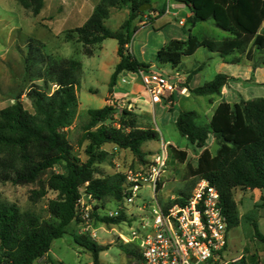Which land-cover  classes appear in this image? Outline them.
<instances>
[{"label":"trees","instance_id":"trees-1","mask_svg":"<svg viewBox=\"0 0 264 264\" xmlns=\"http://www.w3.org/2000/svg\"><path fill=\"white\" fill-rule=\"evenodd\" d=\"M25 10L37 17L44 0H16ZM189 8L193 16L186 20L184 28L190 26L187 40H172L155 55L159 68L169 66L173 71L183 68L184 59L192 57L199 49L217 53L226 59L242 53L251 44L252 48L264 53V36H257V19L254 0H173ZM151 4L150 0H102L93 15L82 28L75 31L78 41L86 49L101 45L107 39L118 41L117 55L120 59L111 77L109 92L117 85L119 77L125 73H151L152 66L139 62L129 50L130 30L144 12L141 8ZM128 9L127 20L121 28L113 32L105 25L111 10ZM161 17L166 9H151ZM214 21L215 25L229 36L222 42L199 40L192 29L198 24ZM139 27L134 28L136 33ZM71 38V37H70ZM251 51V49H250ZM92 57L94 52L87 51ZM256 67H254L255 70ZM25 77L30 83L42 81L45 89L36 86L28 93L34 114L29 113L21 102L0 111V146L17 150L15 156L9 154L0 158L2 178L16 184L36 183L43 175L50 173L48 189L57 193V198L47 206L48 218L36 212L23 211L0 197V264H34L49 254L55 240L67 235V229L74 222H80V205L86 196L89 200L101 202L105 211L106 200L112 199L116 207L123 204L126 176L115 174L96 178V166L108 161L109 153L104 146L111 144L120 150L130 151L142 163L146 154L142 150L145 143L160 140V135L151 127L142 126L140 115L123 110L120 119L114 124L116 110L112 106L88 111L89 121L84 127L88 145L85 149L87 161L83 162L74 154L67 131L77 116L80 87V62L60 59L46 54L44 46L37 42L29 43L24 61ZM197 71L188 74L187 83ZM235 78L218 74L203 86L191 89L195 96H220L222 89ZM57 86L50 95L46 91ZM173 99V96L171 97ZM199 115L192 111H181L175 125L182 137L202 153L193 176V181L179 198L169 203L184 204L200 180H208L217 188L221 196L223 214L228 230L238 227L241 222L236 191H264V99L241 100L234 105L223 102L215 110L208 125L198 123ZM113 122V123H111ZM213 138L219 147L216 156L208 149V141ZM169 157L185 161L187 153L169 147ZM63 166L64 173L54 172L56 166ZM160 188L158 183L157 191ZM262 209H264V204ZM95 208L90 214L98 217ZM255 211L247 217L254 229L255 237L264 243ZM105 225L117 226L130 221L125 210L118 217H99ZM74 243L92 255L93 263L100 264L99 256L106 251L92 239L76 236ZM123 251L134 262L140 258L135 247L121 244ZM234 264L247 263L244 257Z\"/></svg>","mask_w":264,"mask_h":264},{"label":"rangeland","instance_id":"rangeland-1","mask_svg":"<svg viewBox=\"0 0 264 264\" xmlns=\"http://www.w3.org/2000/svg\"><path fill=\"white\" fill-rule=\"evenodd\" d=\"M102 0H44L43 8L37 17L31 11L25 10L16 0H0V111L15 104L21 96L24 108L34 114L28 93L36 86L45 89L42 81L30 83L26 80L24 61L28 54L29 43L37 41L44 46L46 54L53 55L60 59H69L80 62L82 70L80 72V87L77 92L79 107L73 126L68 129L67 134L74 148V154L81 161H87L85 149L88 145L84 127L89 121L88 111L91 109H103L112 106L116 112L114 124L120 119L123 110L132 111L145 120L141 121L142 126L151 127L160 135V140L145 143L142 150L146 154V163L142 164L130 151L120 150L114 145L104 146V150L109 153L108 161L97 165L96 178L101 176H113L130 172H139L146 169L153 161V157L159 152L163 144H168L177 151L187 153L185 161L170 156L166 173L162 176L157 191V201L161 207L179 198L182 191L196 181L193 176L198 166V160L202 153L195 149L189 141L182 137L176 125L175 118L181 111H192L199 115L198 123L208 125L211 121L212 112L209 111V100L206 97L187 96L180 94L182 88L186 87L187 80L181 82L176 80L178 91L176 101L164 99L162 103L153 106L150 103L149 94L143 84L142 76L125 72L113 88V93L109 92L111 77L120 59L117 55L118 41L107 39L101 45L92 46L86 49L78 41L75 31L82 28L93 15L95 8ZM257 36H264V0H254ZM152 5L159 8H167L174 3L173 0H150ZM157 8V7H156ZM128 9L111 10L110 17L105 21V25L113 32L118 31L127 20ZM156 12L147 10L134 22L130 30L131 43L130 52L141 63L151 65L152 72L175 76L172 68L165 66L159 68L155 61L158 48L161 42L173 35L182 34L187 36L190 26L182 28L179 21L183 15L177 17H165L159 22ZM145 25L142 26V24ZM166 25L163 31L157 28ZM139 27L135 33L134 28ZM184 33V34H183ZM193 35L199 40H211L217 43L222 42L224 37L229 35L219 29L214 21L200 23L192 29ZM71 37V38H70ZM251 49V51H250ZM92 50V57L87 55V51ZM220 57L216 53L202 48L189 58L184 59V70H195L201 68L198 77L194 79V86L201 87L210 82L218 74H231L237 71L236 65L242 62H249L253 69H259L255 79L259 84H246L244 89L249 93L248 101L259 98L264 99V53L248 45L242 53H237L228 58L227 62H232V66L220 69ZM242 67V66H241ZM254 79V80H255ZM56 90L55 86L47 89L48 94ZM239 102L244 100L241 95L234 96ZM246 101V100H245ZM238 102V103H239ZM236 104L235 102L232 105ZM163 108V110H162ZM174 108V110H173ZM113 123V122H111ZM208 149L213 156L219 150L215 140L211 137L208 141ZM170 151V148H169ZM17 150L8 146H0V158L3 159L9 154L15 156ZM56 173H64L63 166H56L53 170ZM50 173L43 175L33 184H16L14 181H6L2 178L0 170V197L2 200L15 204L23 211L36 212L43 218H48L47 206L51 200L57 198V193L48 189V178ZM85 198V196H84ZM235 200L238 203L241 222L238 227L229 229L227 232V250L220 264L238 263L243 257L247 263L264 264V243L255 237L251 221L247 219L252 211H255L253 218L257 221L261 233L264 235V191L242 190L236 191ZM155 205L153 190L145 185L139 192V196L133 206H125V212L133 227L138 228L137 218L141 215L150 221L152 207ZM102 203L87 200L80 205V222H74L67 229V235L55 240L48 255L37 260L34 264H94L92 255L74 243V237L81 236L92 239L98 245L105 247L106 251L99 256L100 264H133L129 257L120 249L123 241L120 234L132 237L129 225L121 223L117 226L104 225L99 217L104 216L101 209ZM99 208L95 214H90V220L84 221L83 216L90 209V213ZM106 210L116 209V204L112 199L106 200ZM97 234L94 239L93 235Z\"/></svg>","mask_w":264,"mask_h":264},{"label":"built area","instance_id":"built-area-1","mask_svg":"<svg viewBox=\"0 0 264 264\" xmlns=\"http://www.w3.org/2000/svg\"><path fill=\"white\" fill-rule=\"evenodd\" d=\"M181 26L184 22H179ZM150 102L160 104L177 91L178 74L171 77L162 73H141ZM57 88V86H55ZM169 145L163 144L152 163L139 172L126 175L123 204L114 210H105L104 217L115 218L125 206H133L140 190L147 185L153 190L155 205L151 221L139 216V227L129 225L132 237L120 234L123 244L136 248L140 258L133 264H220L227 250L228 225L223 214L220 192L208 180H200L184 204L161 207L157 188L166 173ZM85 198L81 201H87ZM90 220V209L83 216ZM105 225V224H104ZM97 238V234L93 235Z\"/></svg>","mask_w":264,"mask_h":264},{"label":"crops","instance_id":"crops-1","mask_svg":"<svg viewBox=\"0 0 264 264\" xmlns=\"http://www.w3.org/2000/svg\"><path fill=\"white\" fill-rule=\"evenodd\" d=\"M157 8H159L158 5H157ZM159 9H162V8H159ZM165 9H166V12L163 16L159 17L158 13H157L158 17L155 19V22H159L161 19H163L165 17H169V16L173 17L176 21L177 17L183 15L184 18H182L179 22L183 21L184 25H185L186 20L193 16V14L189 8H187L183 4H179L176 2H174L172 5H169ZM143 25H145V23H143L142 26ZM184 25L182 26V28H184ZM165 26L166 25H163L162 27L157 28V30L163 31ZM187 38H188L187 36H184V35L179 34V33L177 35L167 37L161 42V46H160L161 48H158L156 52H158L160 49H162L165 45H167L172 40H187ZM225 38H227V37H224L223 39H225ZM220 59H221L220 67H219L220 69L235 65V64H232V62H227L228 58H226V59L220 58ZM236 68H237V71H233V72H231V74H227V76L235 78L236 81L229 82V84L222 89V93L220 96H204V97L208 98V100H209V105H210L209 111L212 112L211 118L213 117L215 110L217 109V107L221 103H223V102H227L230 104H232L233 102L238 103L239 101L236 100V98L234 97L235 95L236 96L241 95V97L244 100L248 101L247 98H244V97H247L249 95L248 91L243 88L244 85L252 84V83H255V84L260 83V82H258L257 79H255V75H252V74H257L259 69L254 70L251 63L247 62V63L243 64L242 62H240V64L236 65ZM194 71H197L196 72L197 74L192 75L191 80L189 81V83H186V85H188V87H190L191 89H195V88H198V86H194V79L196 77H198L199 72L201 71V68L195 69V70H189V69L184 70L182 68L180 71H173V72L175 73V75L178 74V78L181 80V82H184L185 80L188 79V74L191 72H194ZM180 94L184 97L193 95L189 92V90L186 87L182 88V90L180 91ZM193 96H195V95H193ZM197 97H199V96H197ZM174 100L176 101V93L174 94ZM156 105L157 104H155L153 106H156ZM162 110H163V108H162ZM173 110H174V108H173ZM177 117L175 118V122H176Z\"/></svg>","mask_w":264,"mask_h":264},{"label":"water","instance_id":"water-1","mask_svg":"<svg viewBox=\"0 0 264 264\" xmlns=\"http://www.w3.org/2000/svg\"><path fill=\"white\" fill-rule=\"evenodd\" d=\"M157 5H152V4H149V5H144L142 8H141V11L142 12H146L147 10H150V9H156Z\"/></svg>","mask_w":264,"mask_h":264}]
</instances>
